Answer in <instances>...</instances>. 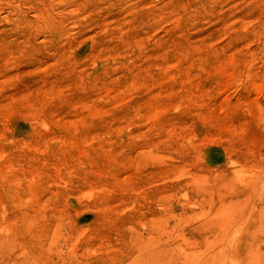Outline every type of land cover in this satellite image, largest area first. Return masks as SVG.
Instances as JSON below:
<instances>
[{"label": "rangeland", "instance_id": "374dc122", "mask_svg": "<svg viewBox=\"0 0 264 264\" xmlns=\"http://www.w3.org/2000/svg\"><path fill=\"white\" fill-rule=\"evenodd\" d=\"M0 264H264V0H0Z\"/></svg>", "mask_w": 264, "mask_h": 264}]
</instances>
